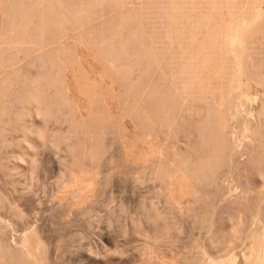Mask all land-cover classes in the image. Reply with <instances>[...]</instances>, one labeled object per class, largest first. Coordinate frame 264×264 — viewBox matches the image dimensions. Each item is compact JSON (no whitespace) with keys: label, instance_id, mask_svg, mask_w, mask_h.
Wrapping results in <instances>:
<instances>
[{"label":"bare ground","instance_id":"obj_1","mask_svg":"<svg viewBox=\"0 0 264 264\" xmlns=\"http://www.w3.org/2000/svg\"><path fill=\"white\" fill-rule=\"evenodd\" d=\"M137 1L0 0V120L8 113L5 104L15 79L21 75V64L29 59L33 65L42 64L41 67L47 68L42 74L44 78L34 80L33 90L20 102L22 119L33 117L34 120L36 115L46 122L57 119L55 107L59 103L68 109L67 118L74 131L88 134L90 127L96 126L101 128L99 133H103V129L111 128L113 133L116 132V143L120 139L121 147L126 151L132 149L133 158L136 156L132 159L125 152V157L138 164L151 161L146 166L142 165L144 167L135 166L144 175L148 173L150 178L161 183L165 203L177 209L183 218L187 215V219L210 230L214 227L216 207L226 198L222 189L214 194L209 189L216 187L219 167L225 163L221 162L225 159L233 161L241 147L251 156L256 154L264 158V92L262 96L258 94L260 92H254L258 87L264 90V64L252 61V49L264 38V0H161L164 4L160 0ZM153 1L158 7H152ZM157 8L160 9L153 12L154 15L159 16L161 10L162 16L159 17L160 30L155 32V27L152 31L149 27L152 24L148 22L156 18L151 19L153 13L150 11ZM148 13L151 15L147 16ZM156 38L162 39V51L156 46ZM83 51L91 52L96 63L97 68L93 66L95 73L92 71V75L81 67ZM91 53H88L90 57ZM150 74L164 78L165 82L164 79L162 81L163 85L167 83L166 87L163 90L158 87L160 89L157 90L154 85L155 89L146 91L147 86L142 83L152 78ZM105 77L110 80V84L106 81L110 85L108 89L104 86ZM78 97L81 101L83 98L82 103L86 105ZM139 97L142 98V107L136 105ZM122 99L124 106L120 105ZM255 100L261 102L259 107L248 109L249 103L252 105ZM119 105L123 107L121 114L124 116L119 115ZM149 109L156 113L155 123L151 122ZM144 119L149 121L146 126H143ZM235 121L239 125L238 131L230 126ZM125 123L131 124V133L126 132ZM91 130L90 133H97ZM41 136L44 139L46 135ZM97 136L100 137L99 134ZM181 136L184 146L177 149L173 148L174 144L168 147V143L161 149V143L153 141L159 137L166 142L180 140ZM128 138L131 141L129 145L126 142ZM163 141L162 144L165 143ZM148 142L154 144L149 147L145 145ZM142 144L149 147L148 150ZM155 144L160 145V150ZM91 151L90 157L96 159L98 153L94 149ZM75 171L78 170L69 171L72 172L71 185L67 184L69 191L64 190L73 196L70 197L73 203L84 194L94 192L91 187L96 183L94 179L98 178L87 176L85 179L80 169L81 174L77 173L83 178L77 179ZM261 205L259 209H262ZM151 207L146 208L149 210L144 217L146 219L141 220L140 217L132 226L143 243L135 257L130 256V263L173 264L163 246L169 233L168 218ZM262 211L258 213L262 215ZM258 215L256 219H260ZM236 226L232 223L228 227L232 230ZM235 232L230 231L228 236L242 237L239 231L238 235ZM253 232L256 233L245 238L252 236L250 245H246L248 252L241 255L242 262L236 253L229 251L220 257L218 254L214 256L217 249L222 250L232 242L229 238L221 246L215 245L212 239V248L202 242L209 246V250L201 243L200 254L202 252L204 257L201 254V259L194 264H264V232ZM112 241L116 242L115 237ZM107 243L110 244L109 240ZM49 249L38 229L31 228L12 243L0 241V264H51ZM172 259L174 262L175 257Z\"/></svg>","mask_w":264,"mask_h":264},{"label":"rangeland","instance_id":"obj_2","mask_svg":"<svg viewBox=\"0 0 264 264\" xmlns=\"http://www.w3.org/2000/svg\"><path fill=\"white\" fill-rule=\"evenodd\" d=\"M140 1L141 0H139V2ZM144 1L142 0V2ZM151 1L152 0H148V2ZM165 1L167 0H164V2ZM159 2L162 1L160 0ZM161 4L164 3L162 2ZM154 5L158 7L157 3H154L152 7ZM156 7L152 9H155ZM158 9L160 8H157L155 11L151 10L150 13L156 12ZM151 14L148 13L147 16ZM159 14L160 15L158 16L154 15L153 13V15H151V19H153L154 16H156V18L153 19L154 21L149 20L150 22L152 21L151 23L148 22V24H152L149 27H151L152 31L155 30V32H157V30L159 31L161 27V23L159 21V17L162 16L161 10L159 11ZM155 24H158L159 26ZM155 36L158 38V35ZM157 38L155 39L156 46L158 49H160V51H162L161 48L164 47L163 44H161L162 39ZM88 53L83 51L84 58H82V61L80 60V63L83 64L81 67L83 66V69L85 68L84 71L86 72L89 71L91 73L93 71L92 73L94 74L95 71L93 70V66L95 68H97V66L96 63H94V59H92V53L91 57ZM85 58L87 60H85ZM252 61L255 63L264 64V38L260 39L259 44L252 49ZM33 64L34 63L31 59L27 60L26 62L24 61L21 64V75L19 79H15L13 89L11 92H9V96L6 101L7 104H5L7 105L6 108L8 113H6V115L0 120L1 242L12 243L19 239L31 228L36 227L42 239L46 244H48L50 248V258L52 259L51 264H131L130 261L132 257L134 258V255L138 253L137 250H139L142 242L139 241L140 239H138L139 234L135 235L132 226L134 225V222L137 221V219L140 220V217L141 220L146 219L144 217L147 216L146 214H148L149 211H147L146 208L153 206L158 212L162 213V215L168 218L169 233L165 236L166 238L163 241V246L165 248H163L167 251L168 259L171 258L173 261L172 258L175 257V261H170L171 263L176 264L177 261V264L197 263V260L201 259L200 255L202 254V252L200 254V246L205 245H203L202 242L206 243L210 246V248H212L211 245L214 244V242L215 245L221 246L222 244L226 243L229 238L232 239V242L226 246L227 248L222 247V250L217 249L216 251L218 253L215 251L216 254L213 255L217 257L218 254L220 257L226 253L228 254L229 252H232L236 253L238 260H240L239 262H242L241 259L243 260V258H241V255L242 253L244 254L248 252L246 250H248L249 247L247 248L246 245H250L249 240L252 237L251 236L250 239H245L247 235L248 238L250 233H252L250 235H254L256 232H253V230L259 233L262 231L264 232V221H262L264 220V158L262 156L256 154H252L251 156V153H245L242 150L243 147H241L238 148L240 152L238 151V154L233 161L230 162L229 159H225L221 162L222 164L224 162L225 163L223 165L220 164V176L216 182V187L213 189L211 186L209 189L213 192V194L218 193V191L222 189V193L225 194L224 197H226V200L223 199V201L217 205L218 208L216 207V211L214 212L216 215L214 214L215 217H213V229L211 227L210 230H205L199 224L192 221V219H187V215L183 214V218L182 214L177 211L179 214H181L180 216L176 212L177 209L174 210V207L172 208L169 203H165L166 199H164L165 197L163 196L164 192L161 190L163 187L160 188L161 183H158L159 181L157 182V180L154 178H150L151 176L148 173L144 175V172L142 173L139 171L140 168H136L137 166L144 167L142 165L146 166L150 164L151 161H147L148 164L146 161V163H135V161L132 159H134L136 156L133 158L134 155L132 149L128 148L131 150L130 152L128 149L127 152L125 147L123 149V146L121 147L120 145V143L122 144V142L119 141L120 139L118 140L120 143H116L117 138L114 136V133L116 132L113 133L114 130H110L111 128H107V130H105V128L103 129V133H99L101 128L98 129L96 126H94L95 128L90 127V129L92 128L93 130H91V132L96 133L95 131H97L96 134H99V138L96 134L90 133V129L88 134H91V136H88V134L83 131H81V133H79L80 131L76 129L74 131V127L72 126L73 124L67 118L68 109L62 105H59V103H57V106L55 107V111L58 114L57 119H52L46 122L44 118H40L37 115V117H34V120L33 117L22 119V106L20 102L25 99L24 96L26 94L33 90L34 80L40 81L43 79L44 76H42V74L43 72L47 71L46 67H41L42 64ZM92 73L90 75H92ZM158 76L159 75L150 74V77L153 79H146L149 78V76H145V81L142 79V81H144L142 84L147 86L146 91L155 89L156 87H162L161 90H163V87H166L167 83H164L163 85L162 81L164 78H161L160 76V78H158ZM92 77L94 78V75ZM104 79V86H107L108 89L110 85L108 86L107 84H110V82H108L110 80H108L107 77ZM41 84H44V82ZM258 88L259 89L255 88L256 90L254 89L255 91H253H257V93L260 92L258 94L262 96L261 94L264 92V90H261L260 87ZM159 89L160 88L157 90ZM80 98L78 97L82 103L84 99L82 98L81 101ZM141 99L140 97L138 98L136 104L137 107H142L141 105L143 102ZM54 100L58 102V100ZM122 100H120L121 106L123 105L125 98L123 101ZM210 102L211 100L209 103ZM207 103L206 105L209 106V103ZM252 103V105L249 103L248 109L251 107L258 108L259 103L261 102L255 100L252 101ZM83 105H86V103L84 102ZM120 105L119 108L121 107ZM122 108L119 110V115H122ZM148 111H150L148 112L149 117L152 118L151 122L155 123L156 113H154L151 109ZM124 112L125 108L123 114ZM83 113L85 114L86 112ZM148 122L144 119L143 126L149 124ZM235 122H232L234 124H231L230 126L233 125L234 131H238L239 129H237V126L239 125L237 122ZM129 124L130 123H125L124 126L127 125L126 132L131 133L133 129L131 128L132 126L129 127ZM128 127L130 130L127 131V129H129ZM231 130L232 129L229 131ZM41 132H43L41 135H46L44 139L39 134ZM76 133L78 134L75 135ZM119 133H117V135ZM180 138H178L180 140H170L166 142L163 141V139L161 140L159 137L158 139L161 142H159L158 139L153 141H155L154 143H161V149L166 143L169 144L167 145L168 147L170 145L172 147L174 144L173 148L177 149V147H180L184 144L183 136ZM162 141L165 143L162 144ZM126 142L127 145H129L131 143L130 138H128V141ZM177 142L179 144H177ZM147 144L148 146L150 145L149 142L145 145ZM145 145L142 144L141 146H144L143 148H145ZM84 146L86 149L83 148ZM156 146H159L158 150H160V145ZM156 146L153 147L157 149ZM97 148L99 151H101L100 153L97 152ZM148 148L145 149L148 150ZM91 149H94V151L98 153L96 154V156L98 155L97 158L95 156L96 159H94V157L93 159L90 157L91 154H94ZM83 150L84 154L82 153ZM89 151H91V154ZM125 152L127 155L129 153V155L132 156V159L130 157H128L129 159L125 157L127 156L125 155ZM73 153L74 156L76 154L75 157L72 156ZM121 159H123V161ZM127 159L129 161H127ZM96 160L97 162H95ZM77 162H79L78 165L75 164ZM33 163L36 164L34 165ZM31 164H33V166ZM73 164H75V166ZM93 164L96 165L94 166ZM135 164L138 165L135 166ZM72 169H76L78 171L81 169L83 172L82 175L85 176V179L87 176L91 178L98 177L94 179L96 182L94 183V187H91L94 188V192L90 191L91 193L88 195H86L87 193L84 194L85 196L83 195V197L80 198H83L81 202L79 201L80 199L78 197L79 200L76 199V201H78L76 203L74 202L76 206L74 205L73 201H71L73 200L71 199L73 196L71 194H67L69 193L67 192L69 191V188L67 189V184L71 185L72 180V172L69 171H72ZM78 171L75 172L77 173ZM79 172L81 174V171ZM94 174H97V176ZM78 175L77 179H80L82 175H80V177ZM147 175L148 177H146ZM106 179H108V181H106ZM236 187H238V189ZM253 189L255 191H253ZM64 190L67 191L65 192ZM243 190H246L247 193H243ZM238 196H241L240 199H238ZM245 198H248L245 200L247 202L244 201ZM256 200L260 201L257 202ZM240 204H243L244 206ZM259 204H262L260 208H262L263 211L262 209H259ZM252 209L255 210V213ZM259 211L263 212L262 215L261 212L258 213ZM257 215L261 220L256 219L258 218ZM234 220L235 222H233ZM232 223L237 225L232 229L233 232L236 230L235 234H237V231H239L242 236L241 238L240 235H238L239 233L237 234L239 237H236V235L231 237L230 235L228 236V233L230 231L232 232V230L229 229ZM114 237L116 242L112 241ZM107 240H109L110 244L107 243ZM208 241H210V244L207 243ZM205 246L204 248L209 250V246ZM204 248L203 250H205Z\"/></svg>","mask_w":264,"mask_h":264}]
</instances>
